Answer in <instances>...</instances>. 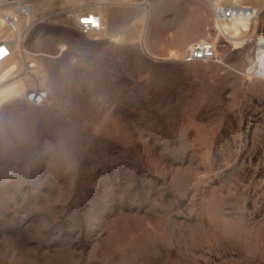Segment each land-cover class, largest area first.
<instances>
[{
  "label": "rangeland",
  "instance_id": "1",
  "mask_svg": "<svg viewBox=\"0 0 264 264\" xmlns=\"http://www.w3.org/2000/svg\"><path fill=\"white\" fill-rule=\"evenodd\" d=\"M0 38V264H264V0H0Z\"/></svg>",
  "mask_w": 264,
  "mask_h": 264
},
{
  "label": "built area",
  "instance_id": "2",
  "mask_svg": "<svg viewBox=\"0 0 264 264\" xmlns=\"http://www.w3.org/2000/svg\"><path fill=\"white\" fill-rule=\"evenodd\" d=\"M257 12L256 7H253L250 4H221L214 13L220 14L223 19H229L231 16H250L251 18L255 17ZM219 17V16H218ZM75 25L82 28V32L86 33L93 30H98L100 28V18L97 13L94 11H83L79 12L78 19L76 20ZM197 51L201 54L197 56ZM12 53L11 46L8 41L0 40V63L4 59L8 58ZM215 56V44L210 40H201L191 44V47L187 49L184 53L185 61H194V60H209ZM34 63L31 60L24 61V71H29L33 68ZM12 75H15L13 72ZM22 96H25V100L33 103L39 104L42 103L47 96V92L44 88H32L26 90Z\"/></svg>",
  "mask_w": 264,
  "mask_h": 264
},
{
  "label": "bare ground",
  "instance_id": "3",
  "mask_svg": "<svg viewBox=\"0 0 264 264\" xmlns=\"http://www.w3.org/2000/svg\"><path fill=\"white\" fill-rule=\"evenodd\" d=\"M221 4L222 3L219 2V1L213 2V14H214V19H215V22H216V25L217 26H218V24H221V23H244V24H247L248 23L249 24L250 22L253 21L252 19H254L256 17V15H255V17L251 18L250 17L251 14H250V16H245V15L238 16V15H235L234 17L231 16L229 19H223V17H221L220 14H218V13L215 14L214 13V11L216 10V8H218ZM253 7H255V6H253ZM32 10L33 9H32V7L29 4H24V5L21 6L19 12L22 15L28 17L31 14ZM94 12H96V11H94ZM96 13H97L98 17L100 18V28L98 30L89 31V32H86V33L100 31L104 27V18H103V16L99 12H96ZM78 14H79L78 11H74L73 13L70 14L74 18V22L75 23H76V20L78 19ZM256 14H257V12H256ZM15 17L16 16L13 14L12 16H8L7 18L9 20V22L11 23V19H15ZM75 26L77 27V29L80 32H82V28H80V26H78V25H75ZM218 30H219V28H218ZM222 34L225 37L229 36V35L226 34V32H223ZM229 37H231V36H229ZM0 40H4V39H1L0 38ZM5 41H7V40H5ZM8 42H9V44L11 46V50H12V53H13V51H14V47L13 46L14 45L11 43V41H8ZM189 47H191V45H189L187 49H189ZM255 53H256L255 54V59L252 60L250 66L247 68V70H248V72L250 74H256V75L264 76V39H262V40H260L258 42ZM11 54H10V56H11ZM6 61H7V58L4 59L3 62H1L0 64L4 63ZM31 61L34 63V66H33V68H34L35 67V62L33 60H31ZM15 71H16L15 70V64H10L7 67H5L3 70H1L0 71V84L2 83L3 80H5V78L14 76L12 74Z\"/></svg>",
  "mask_w": 264,
  "mask_h": 264
},
{
  "label": "snow or ice",
  "instance_id": "4",
  "mask_svg": "<svg viewBox=\"0 0 264 264\" xmlns=\"http://www.w3.org/2000/svg\"><path fill=\"white\" fill-rule=\"evenodd\" d=\"M201 53L199 51H197V56H199Z\"/></svg>",
  "mask_w": 264,
  "mask_h": 264
}]
</instances>
